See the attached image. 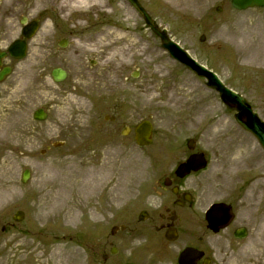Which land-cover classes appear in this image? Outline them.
I'll return each instance as SVG.
<instances>
[{"label":"rangeland","instance_id":"obj_1","mask_svg":"<svg viewBox=\"0 0 264 264\" xmlns=\"http://www.w3.org/2000/svg\"><path fill=\"white\" fill-rule=\"evenodd\" d=\"M100 1L0 5L1 47L20 37L22 14L40 23L27 40L25 57L7 58L12 71L0 82V264H58L84 243L80 237L76 243L70 233L49 238L51 231L82 232L85 224H102L109 234L112 225L131 223L140 191L151 181L153 160L172 163L171 150L185 146L189 137L209 156L206 169L191 177L198 193L199 244L213 253L212 264H264V152L256 138L203 78L168 55L125 0ZM139 1L173 40L261 111L264 8L236 11L229 0ZM108 31L134 42L132 52L112 59L110 49L99 44ZM62 38L65 47L58 45ZM54 67L67 71L62 81L52 80ZM72 97L84 103L83 113L66 108L64 101ZM39 107L47 112L43 120L32 116ZM144 118L153 123V141L138 147L132 132L122 136L120 130ZM53 141L64 144L53 147ZM71 162L99 163V177L90 191L84 187L88 178L79 176L59 207L57 169ZM25 168L30 176L22 183ZM213 200L233 204L235 224L248 228L244 238L206 229L203 212ZM66 207L76 210L74 220L67 219ZM130 207L125 216L122 209L129 212ZM17 209L24 212L20 222L12 220ZM42 211L47 214L43 219ZM138 246L136 240L130 248ZM154 264L172 262L165 256Z\"/></svg>","mask_w":264,"mask_h":264},{"label":"flooded vegetation","instance_id":"obj_2","mask_svg":"<svg viewBox=\"0 0 264 264\" xmlns=\"http://www.w3.org/2000/svg\"><path fill=\"white\" fill-rule=\"evenodd\" d=\"M4 1L12 5L13 1L21 3L23 0H1L0 5ZM33 1L26 0L28 4ZM27 20L30 22L32 19ZM0 51L5 49L0 46ZM7 57L8 55L3 57V65ZM261 67H264V58ZM261 80H264V72L261 74ZM262 99L259 113L264 119V96ZM199 151L201 150L181 149V156L176 155V160L172 163L165 159L153 160L151 181L131 214V223L124 224L123 229L113 234H104V228L98 227L81 239L84 243L81 251L62 254L58 264H123L132 261L130 256L135 253L146 264H154L163 254H170L172 262L175 263L179 252L185 246L200 248L197 244L200 237L196 235V223L199 220L198 194L195 183L190 180L198 171L184 176L176 171L180 162L191 153ZM142 211L146 218L139 220L137 214ZM235 218L236 213L233 221L226 227L232 236L239 227L233 224ZM185 229L189 231L185 232ZM174 235L176 238L170 240L169 237ZM136 240L139 243L137 251L135 247L130 248ZM112 257L117 258L111 259ZM202 262L203 258L196 264Z\"/></svg>","mask_w":264,"mask_h":264},{"label":"water","instance_id":"obj_3","mask_svg":"<svg viewBox=\"0 0 264 264\" xmlns=\"http://www.w3.org/2000/svg\"><path fill=\"white\" fill-rule=\"evenodd\" d=\"M131 5L143 16L146 24L152 29V31L159 36L162 41V46L168 50L170 55L178 60L179 62L186 65L188 68L194 70L197 74L204 76L207 79V84L214 87L218 92L223 102L226 103L231 108L237 110L235 113V119L247 130L251 131L257 138L259 143L264 148V124L258 119L255 113L252 112L251 107L248 103L244 102L243 97L230 90L228 87L224 86L223 83L217 78V76L211 71L207 70L205 67L200 65L195 61L190 54L182 49L177 43L173 42L166 36L165 30H159L155 21L146 12V10L141 6L137 0H128ZM234 7L238 9H243L251 6H263L264 0H231ZM37 24L32 22L29 26V30L23 29V36H31ZM203 39V37H201ZM10 53L15 57H23L26 51L25 41L15 40L9 47ZM9 72V68H5L2 71V76ZM65 76V72L59 68L52 71V77L54 80H61ZM35 118L42 119L45 117V113L42 109H38L34 113ZM151 131L152 125L148 120L141 121L134 128L135 141L139 145L149 144L151 142ZM55 146L61 145L60 142L54 143ZM190 146V142L188 143ZM42 153L44 150L41 151ZM187 165L190 168H199L205 165L202 154L199 156H191L188 159ZM29 176V171L25 170L22 175V181H26ZM22 218V212L18 211L14 215L15 220H20ZM232 218V213L230 207L224 205L223 203L213 204L206 212V219L208 221V226L214 231L218 230L219 227L225 226ZM244 229H241L236 235L238 237L244 236ZM201 255V252L193 249L186 248L179 257L180 264H195V260ZM133 264V263H128Z\"/></svg>","mask_w":264,"mask_h":264},{"label":"bare ground","instance_id":"obj_4","mask_svg":"<svg viewBox=\"0 0 264 264\" xmlns=\"http://www.w3.org/2000/svg\"><path fill=\"white\" fill-rule=\"evenodd\" d=\"M64 1H68L72 5L86 4L90 2L101 3L100 0H64ZM121 39L122 37L114 38L112 33L108 31L102 33L99 39V44H101L102 47L110 49V56L112 59H115L117 57L118 58L125 57L128 54H130V52H132V45H134L135 43L132 42L130 39L126 41H122ZM64 103L67 109H75L78 114L83 113L85 108L84 103L82 101H79L78 99L73 97L71 99L67 98L64 101ZM82 166H78L77 163L71 162L57 169L56 176L58 178H61L58 181V184L55 185V190H57L58 195H60L61 197V200L56 202L59 205V207H63L64 204L66 203L65 197L67 193L70 191V187L76 184V182L79 179V176L81 177L86 176L88 178V182H90L89 184L88 182H86L84 186L85 190H90V191L93 190L94 181L99 177L98 172L100 171L101 165L96 162H88V164L84 165L83 167ZM49 205L56 207L55 203H50ZM46 206H47L46 203H44V208ZM46 215H47L46 212L42 211L40 217L43 218ZM66 216L68 220L71 221L74 220L76 217V210L73 207H66Z\"/></svg>","mask_w":264,"mask_h":264}]
</instances>
